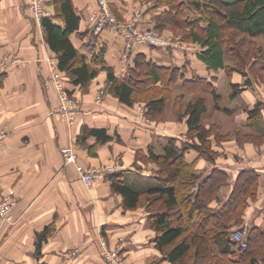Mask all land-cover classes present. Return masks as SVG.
Listing matches in <instances>:
<instances>
[{"label": "crops", "instance_id": "1", "mask_svg": "<svg viewBox=\"0 0 264 264\" xmlns=\"http://www.w3.org/2000/svg\"><path fill=\"white\" fill-rule=\"evenodd\" d=\"M29 1L0 0V62L10 60V56L22 62L0 73V130L5 129L0 138V202L16 200L11 219L0 222V264H103V240L110 249H120L128 264H175L158 248L160 232L153 225L152 214L145 207L126 209L123 196L112 188V176L121 173L124 182L136 191L156 186L158 165L145 163L138 154L149 157V148L156 155L164 154L170 137L176 138L179 146L191 144L185 135L187 119L175 126L141 121L133 108L136 103L128 106L110 92L107 69L111 68L120 80L128 78L133 70L135 79L142 74L148 79L147 70L155 69L163 76L155 86L162 84L173 93L191 86L203 87L217 110L229 116L237 114L234 120L245 125L246 108H252L254 101L245 96L246 91L234 98L231 85L235 78L223 82V69H211L198 59L200 48L134 44L128 50L125 40L112 31L94 35L91 13L98 0H72L79 27L70 40L85 62L99 70L88 86H76L58 68V56L49 47L41 22L32 18ZM49 1L56 14V5ZM133 2L113 0L111 4L122 17L132 14ZM158 8V15H163L168 7ZM54 22L64 27L62 20ZM152 24V19L143 22L144 27ZM52 68L66 80L67 92L84 100L72 125L57 112L60 99L49 82ZM221 82L229 90L230 103L224 107ZM209 85L220 98L217 102L207 89ZM100 92L104 94L103 103H96L93 98ZM209 104L203 122L212 111ZM93 130L103 131L108 141L99 140ZM69 146L77 153L79 165L104 172L92 188L83 183L74 165L66 164L61 150ZM185 160L195 162L202 176L216 168L228 172L220 202L215 200L212 208H221L227 201L241 170L256 169L262 197L244 216V230L248 238L254 228L264 233V166L235 169L233 162L220 158L209 161L194 148L187 151ZM108 168L115 172L108 173Z\"/></svg>", "mask_w": 264, "mask_h": 264}, {"label": "trees", "instance_id": "2", "mask_svg": "<svg viewBox=\"0 0 264 264\" xmlns=\"http://www.w3.org/2000/svg\"><path fill=\"white\" fill-rule=\"evenodd\" d=\"M52 2L57 7L56 14L41 20L46 41L58 56V68L69 76L74 85L86 87L97 77L99 70L85 62L70 40L71 34L79 27V17L72 0ZM171 13L184 17L182 24L188 28L186 35L191 43L200 47L198 59L214 70L227 69V41L230 33L241 34L247 39L264 37V0H178L163 15L156 16L158 29L163 28L162 23L166 22L164 16ZM54 19L62 20L64 27L55 23ZM169 22L182 25L181 20ZM107 70L109 90L114 96L128 106L149 96L145 101L147 114L152 118L159 117L170 90L155 88V84L163 78L158 71L147 70L150 89L137 83L135 70L128 78L121 80L111 68ZM233 87L237 85L233 84ZM207 89L215 95L216 102L220 100L212 85ZM236 95L237 90L232 96ZM207 109L204 98H198L186 107L188 132L192 140L197 139L198 143H182L179 146L178 140L170 137L164 154L156 155L152 148H149V157L138 154L145 163L158 165L155 172L156 186L142 191L133 190L124 182L122 174L118 173L112 176V188L123 196L126 209L145 207L152 214L153 225L160 232L156 239L158 248L170 262L218 264L212 259V254L218 252L217 256L225 258L226 264H259L260 261L264 264V248L259 251L260 247H264V233L259 228L249 232L246 248L231 240L235 230L245 228L243 215L249 200L257 195L258 171L253 168L241 170L227 201L221 208H212L211 201L220 202L221 189L229 180L228 172L216 168L209 175L202 176L197 172L195 162L188 163L185 160L190 148L196 149L200 157L207 160L217 152L208 146L212 132L203 124ZM248 114V122L264 130L260 104L250 108ZM92 133L102 142L108 141L103 131L93 130ZM215 159L214 156L211 161L215 162ZM233 257L238 259L233 260Z\"/></svg>", "mask_w": 264, "mask_h": 264}, {"label": "rangeland", "instance_id": "3", "mask_svg": "<svg viewBox=\"0 0 264 264\" xmlns=\"http://www.w3.org/2000/svg\"><path fill=\"white\" fill-rule=\"evenodd\" d=\"M112 1L113 0H109L110 11L112 12L113 16H115L117 21H119L123 26L125 27L133 26L140 33L151 32L153 33V35L160 38L162 41L166 42V44L163 46H155V47H170V48L186 47V48H192L194 50L196 49L199 50L200 47L196 44L194 45L193 43H191V41L189 40L190 38H188V35H186V33L188 32V28H185V25L182 24L184 21V17H179V15L175 16L172 15V13L169 15L166 14V16H164L165 17L164 20L166 22L162 23L163 28L158 29L156 27L157 24L156 16H158V12L160 10L158 6L163 8L170 7L175 3L177 4L178 0H132L135 1V3L133 2L132 14L129 16H122V17L119 14H117L116 11L113 9L111 4ZM30 4H31V0L29 1V5H28L29 7L28 9L31 14ZM96 6L97 4L94 6V8ZM46 8L49 14L52 16L54 14V11L52 10V6L50 5L49 0L46 1ZM151 19L153 20L154 25L152 24V26L144 27L143 22L145 20H151ZM173 20L175 21L181 20L182 25L180 26L178 24H171L172 22H169ZM105 31H112V30L108 29ZM114 33L117 34L118 36H121L125 40V47L127 48V39L123 35L118 34L117 32ZM137 43L140 44L139 41ZM137 43H133L132 47L134 44ZM141 45H145V44H141ZM131 48L129 49L127 48V49L130 50ZM227 50H228L226 57L227 69L223 70L221 73L224 76L223 82L227 80L228 82H232L234 77L237 87L234 88L233 84L231 85L232 94L235 90H237L236 96L241 95L243 92L246 91L245 96L249 100L254 101V105H256L257 103L260 104L262 110L263 126H264V37L247 39L246 37H243L241 34L230 33L228 35ZM123 56L126 57L127 54L125 53L123 54ZM10 58H11L10 60L9 58H7L4 61L0 62V73L6 72L12 66L22 65V62L18 57L16 58L14 56H10ZM55 71L56 69L52 68V75L49 79V82L58 94L57 86H59V84H62L64 87H66V80L61 74H59V77L57 78L56 76L53 77ZM244 74L247 75L244 76ZM142 75H138L136 77L137 83H139L140 86H146L151 89L148 79ZM223 82H221L220 85V92L224 94L222 107L230 103L228 97L229 90L227 85ZM155 88H159L163 90L164 86L160 84L159 86H155ZM169 93L170 95L166 100L164 110L157 118H152L147 114V105L145 101L148 99L149 96H144L145 98L143 97L141 102H137L133 106V108L135 109L136 113L139 115V119L145 122L146 124L160 125V123L162 124L164 122L163 124H165L166 126L168 123L171 126H175V124L182 122L184 123V119L186 121L187 119L185 115L186 107L190 102L197 100L198 98H204L206 102L210 103L209 104L210 106L212 105V111L210 115L205 119L203 124L205 125V128L207 130L212 132L210 136L211 140L208 146H210L211 149H215V148L219 149V151H217L216 154H213L216 157V159L220 158V160L223 161L233 162V167H235V169L236 168L241 169L243 167L250 165L264 166V130L263 129L260 130L256 128L254 125H251V123L249 122H247V124L245 125L234 120V117L237 114H234L235 116H229L226 115L224 112L217 110L216 106L213 105L210 94L203 87L191 86L189 88L179 89L174 93L173 92H169ZM98 97L100 98V100H98ZM103 97L104 94L100 92L94 96L93 100L96 103L102 102ZM69 98L76 101L78 100L80 101L81 109L77 113L78 115L83 107V103H84L83 98L79 95H74V94L69 95ZM218 104H220V102ZM249 109L250 108H246L247 114ZM59 114L61 115V118L64 121L66 118L62 117V113ZM248 121H249V114H248ZM4 132L5 129L4 130L2 129V131L0 130V133H4ZM185 135L188 141L192 140L188 131L186 132ZM190 142L193 143L195 141L192 140ZM214 156L209 157L208 160L211 161V159L214 158ZM138 157H140V155H138ZM260 179L261 178H259L258 181L257 195L255 196V198H251L249 200L248 206L246 207L243 216L251 212L252 205L262 197V185ZM213 202L214 201H211V204ZM236 231L243 232L244 237L248 241L247 233L245 232V230L244 231L235 230V232ZM263 248L264 247H260L259 251L262 250ZM218 254H219L218 252L216 253L214 252L212 254V259L214 258V260H216L218 264H226L225 258H223L222 256L218 257L217 256Z\"/></svg>", "mask_w": 264, "mask_h": 264}, {"label": "built area", "instance_id": "4", "mask_svg": "<svg viewBox=\"0 0 264 264\" xmlns=\"http://www.w3.org/2000/svg\"><path fill=\"white\" fill-rule=\"evenodd\" d=\"M47 0H31L30 11L32 18L41 22L42 19L50 17L51 15L46 8ZM92 30L94 35H100L105 30H112L120 35H123L127 39V48H131L133 43L139 41L140 44H148L154 46H163L166 42L153 35L151 32L140 33L133 26H123L110 11L109 0H98L97 6L91 13ZM136 41V42H135ZM138 44V43H137ZM59 77V73L55 71L53 77ZM58 96L60 99V105L57 112L62 113V117H65V121L72 125L76 119L77 113L80 111L81 103L69 98V93L62 84L57 86ZM98 100L100 98L98 97ZM4 136V133H0V138ZM62 156L66 164H72L75 166L77 173L79 174L83 183L92 188L96 181L104 176V172L99 168L86 169L84 166L78 164V155L75 152L73 146L62 148ZM108 173H114V168H108ZM16 207L15 199H5L0 202V222L9 221L11 219L14 208ZM232 240L239 244L242 248L248 246V241L244 237L243 232L236 231L232 235ZM101 256L104 260L103 264H128L125 256L120 249H110L106 242L103 240L101 244Z\"/></svg>", "mask_w": 264, "mask_h": 264}]
</instances>
